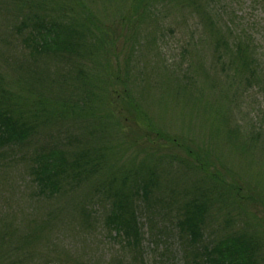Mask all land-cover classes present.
Segmentation results:
<instances>
[{
	"label": "trees",
	"instance_id": "obj_1",
	"mask_svg": "<svg viewBox=\"0 0 264 264\" xmlns=\"http://www.w3.org/2000/svg\"><path fill=\"white\" fill-rule=\"evenodd\" d=\"M116 1L106 0L103 10L115 19L122 17L120 26L128 37L136 22L150 18L155 3L177 0ZM112 2L118 6L110 11ZM88 3L0 0V264H39L41 244L47 239L52 251L61 252L66 247L50 244V223L71 213L87 226L97 216L98 228L102 224L119 246L113 264H264V219L255 217L264 210V191L259 189L264 184V129L255 126L243 132L238 125L237 131L228 125L231 95L237 92L238 99L264 85L254 35L244 28L231 36L230 23L218 27L201 0H181L182 9L205 12L217 62L214 70L226 77L221 95L214 93L212 99L221 107L220 132L237 139L239 161L247 166L244 175L237 171L228 182L224 164L209 157L208 150L159 131L154 139L162 146L150 149L149 139L144 144L135 141L143 159L138 164L134 155L125 160L118 133L129 118L120 121L110 107L137 111L138 105L129 90L123 98L115 86L107 85L113 74L109 55L118 42ZM130 59L124 66L126 77ZM208 83L213 86V81ZM136 114L134 125L146 130L140 133L143 141L152 124L145 114ZM40 128L48 134H39ZM204 141L210 149L213 141L207 135ZM169 147H178L185 157ZM243 155L250 160H242ZM198 174L203 177L194 184L193 175ZM11 175L16 181H10ZM15 189L20 200L13 198L10 204L8 192ZM23 204L41 210L29 214L28 222L19 221L18 216L27 215L12 212L9 205L21 209ZM42 211L49 212L43 216ZM68 258L75 263L76 258Z\"/></svg>",
	"mask_w": 264,
	"mask_h": 264
},
{
	"label": "rangeland",
	"instance_id": "obj_2",
	"mask_svg": "<svg viewBox=\"0 0 264 264\" xmlns=\"http://www.w3.org/2000/svg\"><path fill=\"white\" fill-rule=\"evenodd\" d=\"M88 1L99 20L106 25L105 27L110 28L111 35L116 34L114 40L118 42V48H114L115 52L109 55L113 74L109 77L111 79L108 80L107 85L111 88L115 86L123 98H125L124 91L129 90L138 103H134L138 105L136 106L137 111L135 109L127 110V106L117 110L110 105L120 121L124 116L129 118V121L125 123L126 129L118 133L120 138H125H121L119 148L125 160H131L134 155L135 162L138 164L143 159L145 154L141 151L142 147L135 145V141L144 144L149 139L150 144L153 143L150 149L162 146L163 142L154 139L155 132L159 131L168 137L186 139L191 142L193 148L195 144L203 150H208L209 157H215L222 161L218 164H224L225 168L222 169V172L226 173L224 177L228 182L231 181V174L237 177V171L238 175H244L243 170L247 166L239 161L241 153L237 152V139L220 132L222 128L221 107L212 99L214 93L221 95L220 86L225 87L226 77H223L219 73L220 71L214 70L217 62L213 52L212 37L204 22L205 12L202 10L203 13L197 11L190 13L187 8L183 7L182 9L179 7L183 5L181 0L172 3H155V6L150 10V18L145 22H136L134 32L126 37L127 33L125 34L123 26L121 25L122 28L120 26L122 17L116 19L112 15L109 17L103 10L106 0ZM121 1L117 0L115 3L118 4ZM201 2L206 5V13L213 16L216 19L215 22L219 21L218 27L223 28L226 22L230 23L232 27L231 36L237 35L244 28L246 32L248 30L254 35L260 66L264 72V0H201ZM117 4L112 2L108 5V9L111 11L113 7L118 6ZM108 14L112 13L108 12ZM232 38L234 39V37ZM127 41L129 43L125 44ZM123 44L126 47L121 51L120 48ZM4 51L6 52L5 46H3ZM128 56H131L128 63L129 75L126 84L123 85L127 78L124 66ZM7 74L10 76V72ZM49 76H52V79L57 78V74L50 71ZM7 78L10 79V77ZM118 79L120 83H117L116 80ZM210 81H213L214 88L208 83ZM104 88L108 89L106 85ZM231 96L232 113L229 116L228 122L230 121V124L227 122L228 125L235 126L236 131L238 125L244 130L243 132H249L256 127L261 130L264 129V85H256V87L240 95L238 99L237 92L235 96L233 94ZM212 100L213 102H211ZM116 102L121 104V101ZM136 112L140 113L141 117L145 114L146 121L150 125L152 124L154 128L151 130L152 127L150 126L148 138L142 135L143 141L139 138L140 133L144 132L145 134L146 130L139 131L134 125ZM131 114L133 115L131 116ZM112 130L111 132L110 129V133L117 135L116 129ZM47 131L40 128L39 134L45 136L48 134ZM204 135H207L215 143L211 141V150L207 148L210 146L204 141ZM243 137L247 139L246 136ZM108 145L112 146L111 144ZM168 149H171V153L178 154L177 156L181 158L185 157L178 147H169ZM242 160L249 161L250 157L243 155ZM259 162L262 165L263 160ZM247 165H249L248 169L252 171V165L250 163ZM261 168L257 165L253 166L256 171L261 170ZM193 176L195 177L193 178L195 179L194 184L197 183V179L203 177L202 174ZM10 178L11 182L17 179L13 175ZM162 181L165 180L162 179ZM259 189L264 191V184H260ZM8 193H10L8 196L10 204L13 198L20 200V195L16 189L9 190ZM9 206L12 212L25 213L27 216H18L19 221L23 219L25 222L29 221V214H36L41 210L40 207H36L31 211L32 207L29 204L21 205V209L14 205ZM47 212L42 211L40 215L45 216ZM71 215L61 219L58 216L50 223L53 225L50 229L53 234L51 238L49 237L50 244H61L66 248L56 253L52 251L53 248L47 239L45 244H41L40 255L42 256L39 264H45L47 261L49 264H71L72 261L68 262V255L71 256V260L76 258L75 263L78 264L115 263L112 260L118 258L119 246L108 235L102 224V228H98L100 221L97 216H94V221H91L90 226H87L81 222L79 217L76 218L75 215L74 217ZM255 217L264 219V210L261 208ZM48 236L46 234V237ZM37 248H40V245Z\"/></svg>",
	"mask_w": 264,
	"mask_h": 264
}]
</instances>
